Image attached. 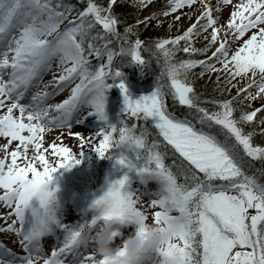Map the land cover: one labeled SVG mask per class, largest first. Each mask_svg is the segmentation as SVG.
<instances>
[{
    "label": "snow or ice",
    "instance_id": "snow-or-ice-1",
    "mask_svg": "<svg viewBox=\"0 0 264 264\" xmlns=\"http://www.w3.org/2000/svg\"><path fill=\"white\" fill-rule=\"evenodd\" d=\"M135 2L144 6L152 0ZM193 2L169 0L170 10L162 14L168 16ZM223 3L229 4L231 0ZM116 4L117 0H107V6L101 7L96 0H87L86 7L69 19L72 7L53 0H0V110L6 109L0 115V137L7 138L3 145L5 156L0 158V190H3L0 202L9 208L2 218L15 217L0 232L20 237L19 244L26 253L7 258L9 250H5L0 253V264H17V261L67 264L68 257L73 264H108L107 259L96 253L97 239L120 243L124 237L117 225L126 224H133L143 234L148 209H158L150 213L153 223L174 227L175 239L163 248L150 246L142 264H160L167 257L174 264H264V183L244 171L245 157L264 162V146L254 143V137L264 136V105L251 111L241 110L236 116L233 101L225 100L217 104V111H210L199 106L193 87L186 82L187 73L197 65L203 68L201 76L223 71L235 79L251 72L253 76L259 74L260 80L253 79L237 96L244 95L249 101L264 99V27L261 26L264 0H242L235 5L230 19L222 26L225 39L219 41L207 59L172 62L178 50L188 55L208 51V47L196 49L190 43L193 35L198 34V27L203 31L211 27L209 46L218 43L221 29L216 27L210 8L182 35L155 43L153 55L158 53L163 57L161 75L170 80L173 99L195 112L200 128L187 118L180 119L168 112L166 93L159 82L149 95L131 98L124 74L111 67L117 53L111 49L112 41L107 37L126 39L131 32L128 28L125 37H120L119 19L113 14ZM151 19L137 23L146 24ZM202 19L207 23L199 24ZM65 21L67 26L61 30ZM96 26L102 28L103 35H91ZM250 29L256 31L230 52L233 40L244 37ZM229 33L232 40L226 38ZM98 41L103 44L98 46ZM181 41L185 42L182 49ZM143 45L144 41L137 38L127 52L121 48L119 54L129 56V65L146 67L149 61L141 54ZM105 56L107 63H100L95 71L90 69L91 57L102 60ZM53 60L59 61L62 70L51 82L54 91L36 93L30 105L21 103L25 92L50 69ZM212 61L222 67L216 68ZM77 78L79 83L71 88L67 99L54 106H44L49 96ZM117 81L123 93V108L119 121L113 123L106 113L107 92ZM253 87L257 89L255 94L249 90ZM85 104L91 111L76 122L82 123L88 115L95 114L104 123L87 138L75 134L81 150L85 144L89 147L94 144L101 158H111L113 147L126 145L133 148L136 156L135 159L123 154L118 157L123 175L111 181L107 190L92 201L91 218L70 228L57 217L56 188L50 187V182L59 168H70L80 160L68 147L51 144L43 149L41 134L52 124L70 127L74 113ZM29 107L32 111H28ZM16 110L18 115L14 114ZM53 111L58 115L51 116ZM133 118L151 121L166 146L181 158L180 163L167 164L166 152L160 150L159 142L149 143L146 129L137 134L138 125L128 124ZM246 126L252 130L247 131ZM205 128H219L224 140ZM13 142H18L17 146L8 152ZM30 146L35 150L31 157ZM49 149L52 156L59 158L55 164L46 158ZM36 161L43 167L42 171L37 169ZM133 172L142 183L156 180L159 184L156 192L149 193L153 198L143 208L138 206L140 195L131 187L129 174ZM52 223L63 228L65 234L62 242L46 255L40 241L51 231ZM163 230L161 227L160 231Z\"/></svg>",
    "mask_w": 264,
    "mask_h": 264
},
{
    "label": "rangeland",
    "instance_id": "rangeland-1",
    "mask_svg": "<svg viewBox=\"0 0 264 264\" xmlns=\"http://www.w3.org/2000/svg\"><path fill=\"white\" fill-rule=\"evenodd\" d=\"M126 4L124 10L127 12L128 15H133L134 19L137 21L145 20L146 18L152 17V19L146 23L142 24L144 28V32L151 35L156 36L157 39H165V38H175L178 35H182L190 26L194 23H197V18L201 16L203 12L206 11V8H210L208 5L210 4L212 10V16L217 21V28H220L221 31L218 34L219 40L217 44H213L209 46V42L211 40V33L212 28L209 27L207 31H203L198 27L197 32L198 34H194L193 38L191 39L190 43L192 47H201L204 49L208 47L207 56L211 57L212 52L215 51L216 47L219 46V41L225 39L224 32L225 29L222 26H225L227 21L230 19L229 12H233L235 10V5L242 2V0H232L229 4H224L223 0H194L191 5H184L182 8L178 9L175 13H171L168 16H164L162 13L164 11L170 10V3L169 0H152V2L147 3L144 6H141L135 0H123ZM246 2V0H244ZM123 7L122 4L119 5ZM179 17V20L176 19ZM206 20H200L199 24H206ZM67 24H63L61 26V30L66 27ZM264 27V25H261ZM256 31L255 29H250L248 32L245 33L244 37H241L239 40H233L230 45V52L235 51L240 45L243 44V41L250 38L252 33ZM16 34V33H14ZM229 40H232L231 33L228 34L226 37ZM182 44L185 42L181 41ZM107 60L106 56L103 60ZM215 64L216 68H221L222 66L215 61H212ZM61 68L59 67V61L53 60L50 66V69L45 71L42 76L34 81L33 85L25 92V95L21 101V103L25 105H30L32 103V96L36 93L40 92H53L54 87L52 85V80L54 76H58L61 73ZM219 77V79H218ZM7 79V77H5ZM212 79L217 80L221 84V92H225L228 96H237V93L251 83L253 79L259 81L260 75L257 74L253 76L251 72L248 74L237 77L232 79L228 76L225 72H214V73H205L203 76L198 75L196 77V83H202L204 81H212ZM231 81V82H229ZM76 83H79V79H75L67 86L63 87V90L57 92L55 95L49 96L45 102L44 106H54L58 103H61L65 99H67L71 95V88L75 86ZM194 83V82H193ZM127 86L128 92L131 95L132 99H139L141 96L149 95L155 88L157 84L148 87H139L135 86L133 83H129L125 81ZM161 85V84H160ZM47 86V87H46ZM115 90L119 96L116 100L119 102L115 103V101H107L106 103V113L108 115L109 121L116 123L118 122L117 113L112 110L117 109L118 107L123 108V93L118 86V81L115 85ZM253 94L256 93L257 89L255 87L249 89ZM246 95V94H245ZM243 96V100L234 101L233 104L238 105V101H242V104H246V106H250L256 108L262 103H264V99L257 98L254 101L246 100ZM113 107V109H112ZM120 108V110H121ZM253 110V109H252ZM6 109L0 110V115ZM28 111H32V108H28ZM91 111L89 105L85 104L81 106L78 111H76L73 115V119L71 121V126H60L56 124L49 125L45 128V131L41 134L43 139V149H48L49 145L55 144L57 147H68L71 149L72 152L77 154V159H82L84 156L93 157L97 156L98 153L94 149V144L92 147H89L88 144H85L81 150V145L76 137V133H79L80 136L85 138L94 134L98 128L104 123V121L98 120L95 114L88 115L86 119L82 123H77L76 120L83 119L88 113ZM15 115H18V110L14 111ZM51 116L58 115L55 111L50 113ZM25 122H27L25 120ZM151 122V121H149ZM152 123V122H151ZM27 135V132L24 133ZM7 142V138L0 137V158H4L5 151L3 145ZM18 142H13L8 147V152L15 150ZM43 149L41 151H43ZM115 156V161L111 164L110 170L105 177L102 185L97 189L96 192L92 190H88L86 187L78 190L76 187L71 186L69 184H61V179H63L65 175L66 181L70 179L71 170L68 167L59 168L55 173L52 174V181L50 182V187L56 188V205H57V217L61 224L67 227H75L76 225L82 223L85 218L90 219L93 213V209L90 208L92 201L95 198H98L100 195L103 194L104 191L107 190L111 181L119 179L123 175V170L121 165L118 163V157L122 154L127 156L129 159H135L136 152L133 150L132 147L126 145H120L112 148ZM81 151V152H80ZM82 153V154H81ZM35 154V150L30 146L28 155L31 157ZM46 158L52 164L58 162V157H54L51 155V150L45 153ZM10 162V157L9 161ZM36 166L39 171L43 170V167L36 161ZM131 177V187L137 192L138 195L141 197V204L138 205L140 207H144L150 201L151 197L149 193H154L158 190L159 184L156 180H148L146 183L140 182L137 184L134 180H140L136 174L130 173ZM29 178H31V173H29ZM3 194V190H0V195ZM36 198H33V203H36ZM158 209H148V220L147 222L151 223L152 217L151 212H154ZM254 213V210H252ZM9 212V208L0 202V228L3 226L6 227L7 223H11L12 219L15 217H9L4 219L5 214ZM176 214V213H174ZM30 219V217H29ZM2 226V227H1ZM19 225L17 224V227ZM120 229L122 237H125L130 231L133 230L135 227L133 224H126V225H117ZM51 231L47 232L44 236L41 237V247L42 251L46 255H50L51 250L56 247L60 242H62L64 238L65 231L63 228L59 227L56 223H52L50 225ZM19 239L15 233H8V232H0V253H3L5 250H9V256L7 258H11L12 256H22L26 255L22 245L19 244ZM119 243V240L117 241ZM19 264V261H17ZM42 264V261L40 262ZM67 264H73L68 263ZM154 264V262H153Z\"/></svg>",
    "mask_w": 264,
    "mask_h": 264
},
{
    "label": "trees",
    "instance_id": "trees-1",
    "mask_svg": "<svg viewBox=\"0 0 264 264\" xmlns=\"http://www.w3.org/2000/svg\"><path fill=\"white\" fill-rule=\"evenodd\" d=\"M96 2L101 7L107 6V0H96ZM53 3H62L65 7L71 6L73 11L71 14H69V19H72L75 14L81 10H83L87 5V0H53ZM120 4L123 5V7L120 8ZM126 4L123 2V0H117V4L113 6V14L116 15L119 19V23L117 25V31L120 34V37H125L126 29L130 28L131 32L127 33L126 39H121L116 36L109 35L107 37L108 40L112 41L110 47L111 49L116 52L117 54L114 55L113 63L115 67L121 69V72L124 74L125 81L129 83H133L135 86L139 87H148L153 86L154 84H161L162 90L166 93L165 95V101L167 110L170 114L173 116L184 119L187 118L188 120L192 121V123L197 127L200 128L201 125L199 124L198 120L195 119V112L191 109H189L187 106L179 105L178 102H176L170 92V80L166 76H162L163 72V57L159 55L158 53L156 55H153V53H156L155 49V43L161 39H157L156 36H151L144 32V28L142 24L137 23V19H134L133 15H128L127 12L124 10V7ZM64 24H67V21H65ZM101 34L103 35V30L100 26H96L92 29L91 35H97ZM140 39L144 41V45L141 48V54L142 56L149 61L148 65L146 67H138L135 64L129 65V56L128 55H120L119 50L123 48L125 52L128 51L130 48L131 42H134L135 39ZM98 46L103 44V41L97 42ZM184 44H180V48L182 49ZM196 49H202L201 47ZM207 52H200L195 53L192 55L185 54L182 50L176 51L172 62L173 63H179L180 61L186 60V59H193V60H204L206 58ZM90 69L95 71L100 63H107V60H97L94 57L90 58ZM112 63V65H113ZM115 71V70H113ZM203 71V68L197 65L194 69H191L189 73H187L186 76V82L190 83L191 86L194 89V93L196 97H198V104L200 107H204L209 109L210 111H217V104L219 102L225 101V100H232L233 103L236 99L237 100H243V96H228L224 91L221 89V83L218 82L215 79H212V81H204L202 83H196V77L199 75L200 72ZM201 76V75H200ZM184 78V77H181ZM111 82V81H110ZM194 82V83H193ZM111 94H110V93ZM107 98L108 99H115L119 98L118 94L115 92V90H108L107 92ZM119 100H117V103ZM238 105L233 104V107L236 109V112L234 115L239 116L241 110L243 111H250L251 107L246 106V104H242V101H238ZM264 105V103H262ZM261 105V106H262ZM260 106V107H261ZM121 108V107H120ZM118 107L117 109L113 110L115 113H117L118 121L121 116L122 108L120 110ZM128 124L131 126L132 124H137V134L141 130L146 129L148 136V142L151 143L152 141H157L160 144V150L163 152H166V163L169 165H173V162L176 164L180 163V157L177 153L174 152L170 148V146H166L165 142H163L162 137L158 136L157 130L154 128L153 124L148 122H145L143 120L137 121L134 118L129 119ZM205 131H211L213 134L217 135L218 139L224 140V133L220 131L219 128H212V129H204ZM247 131H251V127L246 126ZM257 133H259V128H256ZM254 143L260 146H264V136L257 135L254 137ZM111 158H101L99 154L97 156L93 157H87L84 156L80 160L79 164H74L69 169L71 170L70 179L66 181L65 175L63 177V180L66 184H69L71 186H74L78 189L87 188L88 190H95L98 189L105 177L107 176L111 164L115 161L114 152L111 149ZM262 169H264V162H261L259 160H254L252 158L245 157V163H244V171L246 174L250 176H254L258 182L264 183V172H262ZM176 170L175 168L173 169ZM181 183H183V180H180Z\"/></svg>",
    "mask_w": 264,
    "mask_h": 264
},
{
    "label": "clouds",
    "instance_id": "clouds-1",
    "mask_svg": "<svg viewBox=\"0 0 264 264\" xmlns=\"http://www.w3.org/2000/svg\"><path fill=\"white\" fill-rule=\"evenodd\" d=\"M161 227L164 228L163 231H160ZM174 239V227L145 221L143 234L134 227L120 243L107 238L97 239L95 250L101 259H107L108 264H142L146 250L150 246L163 248ZM160 264H174V261L171 257H167L162 259Z\"/></svg>",
    "mask_w": 264,
    "mask_h": 264
},
{
    "label": "bare ground",
    "instance_id": "bare-ground-1",
    "mask_svg": "<svg viewBox=\"0 0 264 264\" xmlns=\"http://www.w3.org/2000/svg\"><path fill=\"white\" fill-rule=\"evenodd\" d=\"M231 1H232V0H231ZM208 6L211 8L210 4H209ZM228 13L231 14V12H229V11H228ZM134 181H135L137 184H140V182H141V180H134ZM1 227H2V226H1ZM3 227H4V226H3ZM3 227H2V228H3Z\"/></svg>",
    "mask_w": 264,
    "mask_h": 264
}]
</instances>
